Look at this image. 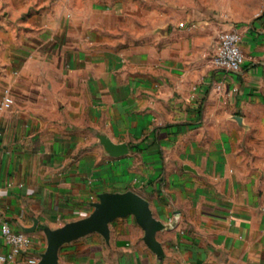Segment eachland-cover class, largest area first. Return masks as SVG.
I'll return each mask as SVG.
<instances>
[{"label": "crops", "instance_id": "1", "mask_svg": "<svg viewBox=\"0 0 264 264\" xmlns=\"http://www.w3.org/2000/svg\"><path fill=\"white\" fill-rule=\"evenodd\" d=\"M79 2L34 0L0 23V255L4 222L31 238L4 264H38L46 229L128 191L164 226L161 251L130 215L108 239L63 245L57 264H264V37L242 44L244 67H257L240 84L244 67L208 64L212 27L195 15L180 28L165 11L152 23L139 8ZM104 140L128 154L110 156Z\"/></svg>", "mask_w": 264, "mask_h": 264}, {"label": "rangeland", "instance_id": "2", "mask_svg": "<svg viewBox=\"0 0 264 264\" xmlns=\"http://www.w3.org/2000/svg\"><path fill=\"white\" fill-rule=\"evenodd\" d=\"M62 1V0H56ZM89 4L104 7L116 5L121 12H125L126 8L140 9V17H150L151 22H158L162 13L166 12L167 16L174 18L178 23L184 22L189 16L195 15L199 24L212 27L208 30L213 34V48L208 52V64L211 65L213 56L216 53L220 36L229 31H237L241 37L242 44L250 42L251 38L264 37V0H86ZM75 6L80 4L79 0H72ZM83 4V2H82ZM25 10V13H21ZM150 14H146V12ZM34 12V0H0V23L12 21L14 17H22ZM144 12V14H143ZM161 14H160V13ZM144 18V17H143ZM135 32H141V21L136 20ZM186 25V24H185ZM3 26L0 25V28ZM212 40V39H211ZM260 40V39H259ZM246 42V43H245ZM243 52V48H242ZM244 54V52H243ZM243 69L241 83H256V79H249L246 75L257 67L254 62H247ZM215 69V68H213ZM224 74H235L221 71ZM238 76V73H237ZM246 76V77H245ZM245 79V80H244ZM239 83V81H237ZM254 92V90H250ZM254 96L253 94H250ZM261 99L264 101V91L261 93ZM250 103L258 102L257 99H251ZM264 103V102H263ZM255 113V110H253ZM263 112V110H262ZM235 117H243L242 112L237 110Z\"/></svg>", "mask_w": 264, "mask_h": 264}, {"label": "water", "instance_id": "3", "mask_svg": "<svg viewBox=\"0 0 264 264\" xmlns=\"http://www.w3.org/2000/svg\"><path fill=\"white\" fill-rule=\"evenodd\" d=\"M110 156L119 158L128 154L126 144L116 145L110 140L103 141ZM100 201L93 205L92 214L80 221L72 222L63 227L46 229L48 247L38 264H57L60 248L68 243L79 240L92 233H99L106 239L109 237V225L118 218L133 215L138 225L145 231V242L148 246L161 251L156 240V234L164 226L151 213L148 202L137 194L128 191L125 193L102 194ZM34 230V229H33Z\"/></svg>", "mask_w": 264, "mask_h": 264}, {"label": "built area", "instance_id": "4", "mask_svg": "<svg viewBox=\"0 0 264 264\" xmlns=\"http://www.w3.org/2000/svg\"><path fill=\"white\" fill-rule=\"evenodd\" d=\"M179 27L184 28L185 23H180ZM244 65L245 56L242 52L239 33L235 30L223 33L220 36L216 53L212 58V66L216 70L237 74L242 71ZM6 103L11 104L12 100L8 99ZM1 109L2 107H0ZM1 232L10 246V252L7 255H0V264L15 263L19 257L29 252L31 238L28 234L14 231L7 222L2 224ZM28 264H37V261L29 259Z\"/></svg>", "mask_w": 264, "mask_h": 264}]
</instances>
